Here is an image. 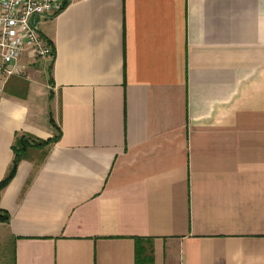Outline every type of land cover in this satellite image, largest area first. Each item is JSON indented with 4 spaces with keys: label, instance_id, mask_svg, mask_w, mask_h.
<instances>
[{
    "label": "crops",
    "instance_id": "crops-1",
    "mask_svg": "<svg viewBox=\"0 0 264 264\" xmlns=\"http://www.w3.org/2000/svg\"><path fill=\"white\" fill-rule=\"evenodd\" d=\"M39 24L52 70L25 53L0 81V181L19 133L62 134L1 189L0 264H264V0H69Z\"/></svg>",
    "mask_w": 264,
    "mask_h": 264
},
{
    "label": "built area",
    "instance_id": "built-area-1",
    "mask_svg": "<svg viewBox=\"0 0 264 264\" xmlns=\"http://www.w3.org/2000/svg\"><path fill=\"white\" fill-rule=\"evenodd\" d=\"M66 0H0V81L20 74L25 53L53 57L39 18L60 11ZM1 95V87H0Z\"/></svg>",
    "mask_w": 264,
    "mask_h": 264
},
{
    "label": "trees",
    "instance_id": "trees-1",
    "mask_svg": "<svg viewBox=\"0 0 264 264\" xmlns=\"http://www.w3.org/2000/svg\"><path fill=\"white\" fill-rule=\"evenodd\" d=\"M69 2V0H66L65 5ZM46 37V36H45ZM48 42L51 43V45L53 46V57L51 60V63L48 66V69L51 71L52 67H53V60L56 54V49H55V45L54 42L49 39L48 37H46ZM53 80V77L51 76V81ZM51 121L54 122V118L51 117ZM54 127H55V133L52 137L48 138V139H37L35 138L33 135L28 134V133H19L16 136L15 142L13 144V149H14V158L13 161L11 163V166L6 174V176L0 181V193H1V189L14 177L19 162L21 161L22 158L26 157L28 154V150L29 148L33 147V146H41V145H47L50 144L56 140H58L61 137L62 134V130L61 127L56 125L55 123ZM10 219V213L6 210L0 207V221H8ZM137 241L139 239V237L137 236Z\"/></svg>",
    "mask_w": 264,
    "mask_h": 264
},
{
    "label": "rangeland",
    "instance_id": "rangeland-1",
    "mask_svg": "<svg viewBox=\"0 0 264 264\" xmlns=\"http://www.w3.org/2000/svg\"><path fill=\"white\" fill-rule=\"evenodd\" d=\"M36 80H38L40 83H44L48 80V72L47 67L44 65L40 68V73L38 72L36 76Z\"/></svg>",
    "mask_w": 264,
    "mask_h": 264
}]
</instances>
